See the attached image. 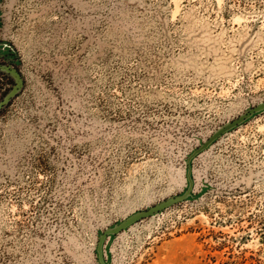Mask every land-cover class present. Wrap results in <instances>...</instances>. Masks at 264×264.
I'll return each mask as SVG.
<instances>
[{"label": "rangeland", "instance_id": "374dc122", "mask_svg": "<svg viewBox=\"0 0 264 264\" xmlns=\"http://www.w3.org/2000/svg\"><path fill=\"white\" fill-rule=\"evenodd\" d=\"M24 79L0 111V264H96L97 230L179 193L264 100V0H1ZM198 197L111 264H264V112L192 162Z\"/></svg>", "mask_w": 264, "mask_h": 264}, {"label": "water", "instance_id": "95a60500", "mask_svg": "<svg viewBox=\"0 0 264 264\" xmlns=\"http://www.w3.org/2000/svg\"><path fill=\"white\" fill-rule=\"evenodd\" d=\"M4 44L8 45L11 51L16 54V51L12 44L7 41H4ZM0 72L5 73L12 79L10 87L0 97L1 111L21 91L24 85V79L19 70H17L13 65H0ZM262 112H264V100L246 107L240 114L218 126L210 133V135L206 139L201 140L198 145L186 155V158L184 160L185 186L179 193L170 195L143 209L135 210L124 218L119 219L106 226L104 229L97 230V240L93 249L96 264H111V254L109 246L117 234L125 231L130 226L144 218L161 213L163 210L174 204L198 197L205 188H202L198 193L194 192V176L192 170V162L194 158L208 149L224 134H227L232 130L238 128L239 126Z\"/></svg>", "mask_w": 264, "mask_h": 264}, {"label": "flooded vegetation", "instance_id": "af4514ba", "mask_svg": "<svg viewBox=\"0 0 264 264\" xmlns=\"http://www.w3.org/2000/svg\"><path fill=\"white\" fill-rule=\"evenodd\" d=\"M0 25H1V19H0ZM4 41L5 39L0 37V65H5V66L13 65L17 70H19L16 61L17 57L11 51L10 47L4 44ZM11 83H12L11 77L3 72H0V97L10 87Z\"/></svg>", "mask_w": 264, "mask_h": 264}]
</instances>
